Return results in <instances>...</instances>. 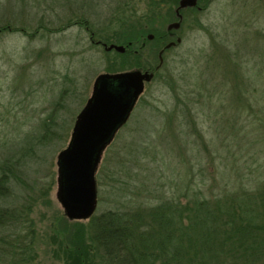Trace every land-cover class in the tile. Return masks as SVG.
Wrapping results in <instances>:
<instances>
[{
	"label": "rangeland",
	"instance_id": "obj_1",
	"mask_svg": "<svg viewBox=\"0 0 264 264\" xmlns=\"http://www.w3.org/2000/svg\"><path fill=\"white\" fill-rule=\"evenodd\" d=\"M198 3L202 10L182 9L180 26L165 37L178 0H0V194L13 214L0 230V264H108L90 240L107 211L142 220L174 196L188 224L193 213L184 205L193 206L198 192L263 186L264 142L252 122L264 105V0ZM177 37L102 152L94 213L69 219L57 198L56 160L95 78L154 67L160 48ZM92 39L134 43L122 54ZM152 221L130 228L133 253L147 254L148 264L164 233ZM145 234L148 247L139 244ZM74 249L80 254L71 257ZM214 254L207 251L204 264H215Z\"/></svg>",
	"mask_w": 264,
	"mask_h": 264
},
{
	"label": "trees",
	"instance_id": "obj_2",
	"mask_svg": "<svg viewBox=\"0 0 264 264\" xmlns=\"http://www.w3.org/2000/svg\"><path fill=\"white\" fill-rule=\"evenodd\" d=\"M162 1L168 6L176 3V0ZM3 29L5 28H0V32ZM135 31L137 33L135 38H137L141 28ZM130 42L133 45L134 40ZM140 47L142 48V45ZM253 105L254 103L250 102V110ZM256 115V120L252 122V125H255L253 130L261 131L256 140L264 142V105L260 108V114ZM114 173L116 175L118 169ZM100 177L101 173L97 178L95 175L96 184ZM262 184L263 186H256L251 192L245 190L246 182L231 193L223 192L206 197L202 192H198L199 199L196 198L197 201L193 206L189 203L184 205L193 213L192 220L188 224H184L183 213L179 210L178 200L174 196L167 197L160 208L156 207L149 213H143L144 216L149 217H143V214L139 213L138 215L143 217L142 220L136 219L135 213L132 217L128 216L129 211L125 209L107 211L98 217L93 226V234L90 235V240L95 245L93 249L102 252L108 264H148L147 254L133 253L131 240L134 239L130 228L131 225L135 226L136 222V227L139 228L144 227V223L150 226L155 219L164 225V233L161 232L156 241L159 252L154 255L156 259H164L161 264H204L205 261L202 259L207 251L215 252V264H236L241 259L244 262H240L241 264H264V182ZM111 185L119 191L118 183L114 184L112 181ZM121 190L123 193L124 188ZM1 198L2 194H0V230H3L13 214H9L4 209ZM140 237V246L148 247V234L140 235ZM184 242L187 244L186 249L180 246ZM58 245L62 250L61 242ZM196 247L199 249L197 250ZM71 251V257L80 254L75 249ZM182 253L184 254L181 256ZM226 255L231 258L227 262L223 260ZM156 259H150V262L154 263ZM177 260L180 262L177 263ZM89 261L92 263L91 259Z\"/></svg>",
	"mask_w": 264,
	"mask_h": 264
},
{
	"label": "water",
	"instance_id": "obj_3",
	"mask_svg": "<svg viewBox=\"0 0 264 264\" xmlns=\"http://www.w3.org/2000/svg\"><path fill=\"white\" fill-rule=\"evenodd\" d=\"M197 7L198 0H178L176 21L167 25V31L181 24L180 11ZM148 39L153 35L148 34ZM169 41L158 53L154 71L131 69L99 74L87 102L76 115L67 146L57 155V198L64 214L72 220L88 219L97 207L96 168L103 150L112 141L117 130L126 122L137 99L155 71L162 65L163 52L176 43ZM105 51L124 52L125 46L100 42Z\"/></svg>",
	"mask_w": 264,
	"mask_h": 264
},
{
	"label": "flooded vegetation",
	"instance_id": "obj_4",
	"mask_svg": "<svg viewBox=\"0 0 264 264\" xmlns=\"http://www.w3.org/2000/svg\"><path fill=\"white\" fill-rule=\"evenodd\" d=\"M199 6V5H198ZM176 8V7H175ZM195 9H197V10H202V7H200L201 9H198L197 7H194ZM182 11V10H181ZM180 11V13H181V15H182V12ZM174 15L176 16V13H175V9H174ZM182 19H183V16H182V18H181V21H182ZM153 35V34H152ZM172 35H173V31L172 30H166V37H172ZM91 36H92V33H91ZM153 38H154V35H153ZM178 38V37H177ZM180 38V37H179ZM147 40H150V39H148L147 38ZM92 42L95 44V45H101V41L100 40H93L92 39ZM132 42H128L127 44H125L124 46L126 47L125 48V51L124 52H122V54H124V53H126L127 52V50H128V48L130 47V45H132L131 44ZM142 45V44H141ZM166 45V44H165ZM164 45V46H165ZM102 46V45H101ZM163 46V47H164ZM162 47V48H163ZM172 47V46H171ZM162 48H160V50L162 49ZM170 48V47H169ZM159 50V51H160ZM134 54H136L137 53V50L136 49H134ZM158 63V62H157ZM157 63H156V65H157ZM156 65L154 66V67H151L150 65H148V67H142L141 65L140 66H138V67H136V68H134V69H139V70H142V71H144V70H148V71H154V69H155V67H156Z\"/></svg>",
	"mask_w": 264,
	"mask_h": 264
}]
</instances>
